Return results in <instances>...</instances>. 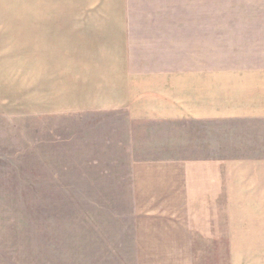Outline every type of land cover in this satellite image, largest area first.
Returning a JSON list of instances; mask_svg holds the SVG:
<instances>
[{"label": "rangeland", "instance_id": "1", "mask_svg": "<svg viewBox=\"0 0 264 264\" xmlns=\"http://www.w3.org/2000/svg\"><path fill=\"white\" fill-rule=\"evenodd\" d=\"M79 2L0 0V264H248L247 255L234 252L254 254L264 239L223 238L228 208L222 206L212 208L214 239L177 240L182 247L171 256L164 253L166 240L139 235L150 222L145 218L158 214L149 212L163 209L150 205L157 194L152 186L186 179L184 167L180 173L178 163L158 157H183L177 162L191 164L192 181L202 174L222 184L224 155L264 156V120L242 136L228 128L230 139L222 120L132 128L124 113L54 110L52 103L44 109L32 87V58L46 39L44 29L53 38L52 18L56 23L62 15L44 22L40 12ZM214 2L209 58L216 65L264 66V0ZM202 49L183 47V58H201ZM206 161L215 167L194 165ZM230 210L233 237L239 208ZM249 256L264 260V254Z\"/></svg>", "mask_w": 264, "mask_h": 264}, {"label": "crops", "instance_id": "2", "mask_svg": "<svg viewBox=\"0 0 264 264\" xmlns=\"http://www.w3.org/2000/svg\"><path fill=\"white\" fill-rule=\"evenodd\" d=\"M79 3L62 12L50 7L40 12L44 22L51 21V14L62 15L56 23L52 18L53 38L49 27L44 29L46 39L36 44L37 58H32V87L38 88L44 109L52 103L54 110L124 113L130 127L222 120L223 136L230 139L228 128L242 136L245 128L264 120V66L240 65L239 60L216 65V58H209V48L215 46L214 0ZM183 47L205 49L201 58H183ZM158 159L178 163V172L184 167L186 179L152 186L157 194L150 205L163 209L149 212L158 214L145 218L150 222L142 226L140 238L150 234L152 239L166 240L164 253L170 256L182 247L177 240L214 239L212 208L218 205L228 208L223 238L264 239V210L259 209H264V156L224 155L222 184L202 174L192 181L191 164L177 162L183 157ZM194 165L215 167L207 161ZM218 197L222 202L216 203ZM235 207L238 234L232 237L230 208ZM248 212L252 217L247 218ZM234 253L247 255L248 264H264L259 257L251 262L249 256L264 254V246L254 254L241 249Z\"/></svg>", "mask_w": 264, "mask_h": 264}]
</instances>
